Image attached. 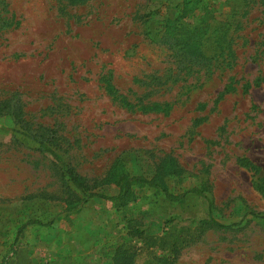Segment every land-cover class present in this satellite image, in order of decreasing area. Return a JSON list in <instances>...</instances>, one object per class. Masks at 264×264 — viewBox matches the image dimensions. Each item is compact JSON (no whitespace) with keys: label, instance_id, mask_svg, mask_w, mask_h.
<instances>
[{"label":"rangeland","instance_id":"1","mask_svg":"<svg viewBox=\"0 0 264 264\" xmlns=\"http://www.w3.org/2000/svg\"><path fill=\"white\" fill-rule=\"evenodd\" d=\"M183 1L0 0V264H264V0L185 8L200 31L235 9L237 60L177 80L181 31L162 20ZM28 128L97 193L117 195L125 171L206 196L136 183L124 203L83 202Z\"/></svg>","mask_w":264,"mask_h":264},{"label":"trees","instance_id":"2","mask_svg":"<svg viewBox=\"0 0 264 264\" xmlns=\"http://www.w3.org/2000/svg\"><path fill=\"white\" fill-rule=\"evenodd\" d=\"M197 1L198 0H184L183 3L178 4L176 7L171 9L172 12L177 9H183L181 12L182 16L180 18H172V12H167L168 15L164 16L162 20L164 27L169 28L171 24H175V26H177V28L181 31L170 47L172 50L171 57L174 59L173 64L176 66V71L179 73H175L173 75L177 80L183 78L184 76L189 77L201 75L203 73L212 75L217 70H225L232 67L237 60L238 47L236 40L239 36L237 35V30L234 27V23L237 21L238 17L236 13H233L235 9L232 8V11L228 13L227 17L224 19L217 18L212 25L207 23V27L203 28V31H200L201 28L198 26L192 27L196 16L184 13L185 8L188 7L191 9ZM190 11H192V9ZM219 28L222 30L220 33H217ZM149 33L151 34V31H149ZM152 34H155V32ZM161 39L163 38L161 37ZM166 44H168V41H166ZM161 78L162 75L160 76L157 74L151 77V82L146 81L147 85L152 88L151 91H155L159 88L161 85L159 80ZM263 79L264 77H256L253 83L256 85ZM250 86H252V83L249 81L243 85V87L247 88ZM112 87L116 89L114 86ZM119 96L121 97V100H124L129 106L137 107L138 104H141L142 107H145V105H143L144 103H142L144 96L139 97L137 103L128 100L125 95ZM4 103H6L8 115L14 119H19L24 114L23 104L19 99L18 94L6 97V100L3 101V104ZM28 130L29 131L18 129L17 131L22 135L24 140L35 143L37 148L50 155L51 159L60 166L70 183H72V185L84 195L83 202L88 201L90 198L102 197L124 203L131 197L132 186L136 183L162 188L167 199L175 202L181 201L187 194L191 193L198 196H206L203 188H193L177 194L171 193L165 189L156 177L148 179L143 175H130L125 171L121 172L119 175H117V172H113L114 182L119 187V193L117 195L110 196L97 193L90 189L83 177L77 173L71 164L67 162L56 149L53 148L55 137H53L52 134L44 135L43 133H39V131H30L31 129L29 128ZM174 173H178V171L174 169ZM81 204L82 200L77 203V207ZM30 223L42 224L40 221H31ZM213 224L222 228H230L234 226V224L225 225L217 221H213Z\"/></svg>","mask_w":264,"mask_h":264}]
</instances>
